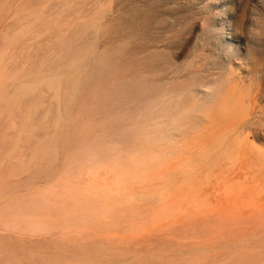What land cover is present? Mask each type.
Instances as JSON below:
<instances>
[{"label":"rangeland","instance_id":"rangeland-1","mask_svg":"<svg viewBox=\"0 0 264 264\" xmlns=\"http://www.w3.org/2000/svg\"><path fill=\"white\" fill-rule=\"evenodd\" d=\"M98 1L0 0V264H264V128L236 127L264 124V0H127L113 15ZM131 7L152 16L150 40L139 19L111 44L125 46L128 70L79 84L80 62L104 60L110 25L124 28ZM164 55L179 75L201 56L232 91L196 129L148 146L127 106L116 116L104 98Z\"/></svg>","mask_w":264,"mask_h":264},{"label":"bare ground","instance_id":"bare-ground-1","mask_svg":"<svg viewBox=\"0 0 264 264\" xmlns=\"http://www.w3.org/2000/svg\"><path fill=\"white\" fill-rule=\"evenodd\" d=\"M126 1L127 0H110V2H109L110 4H108V6L110 5V8L112 10L110 9V11L107 12V13H111V11H112V15L115 14V13L116 14L119 13L121 10L124 9V5L127 4V3L125 4ZM95 2H96V0H95ZM156 3H158V2H156ZM97 4H99V3H96L95 4L96 8L98 7ZM135 4H137V3H135ZM176 4H178V3L176 2ZM99 5L101 6V2H100ZM165 6H166V4H165ZM147 7H149V6H147ZM186 7H187V5H186ZM186 7H184V8H186ZM128 8L130 9V7H128ZM172 8H174V5L172 6ZM224 8H222V9L224 10ZM173 10H175V9H173ZM98 11L99 10L97 9L96 12H98ZM100 12H101V10H100ZM121 12H124V11H121ZM152 12H154V11H152ZM124 13H126V12H124ZM129 13H130V15L128 14L129 15V20L127 21V19L125 18L126 22L125 23H122L123 26H125L124 28H122V27L121 28H118V26H119L118 24H117V26H114L113 25L114 27H112V25L109 24L110 22L113 23V21H114V23H115V21H116V23L121 22V17L118 20H117L118 17L116 18V20H115V17H112V19L107 18V19H109V23H107V22L106 23L109 24L111 26V28H112L111 29L109 27V29H111V30H110V32L108 31L109 32L108 34L110 35V40H109L110 41V45L109 46H112V45H114L115 42H117V45L119 47V45L120 46H121V44L123 45V42L125 40H127V42H128V39L130 38V36L133 35L134 26H136V23L139 21V19H141V21H143V24H142L143 26H142V29H141V33L139 32L141 35H139V34H136V35L137 36L139 35L140 36V39H142L141 37H143V39H145L144 40L145 42L150 40L148 38V30H149L148 29V25H149V23L152 20V16L150 15V13L149 14L146 13V14H143L142 15L141 12L138 11L135 7H133L129 11ZM106 14H104V16H106ZM120 14H119V16H120ZM95 15H96V13H95ZM97 16H98L99 20H103V18H105V17H103L101 15H97ZM115 16H117V15H115ZM124 16H125V14L123 15V17ZM96 19H94V20L96 21ZM104 23H103V25H104ZM106 23H105V25H107ZM116 23H115V25H116ZM95 24H93L92 26H94ZM98 24L102 25L101 22L98 23ZM98 24H97V26H98ZM120 26H121V24H120ZM100 28H102V27H100ZM241 29H243V28H241ZM136 32H137V30H136ZM242 32H243V30H242ZM240 33H241V31H240ZM249 36L250 35H248L247 37H249ZM131 39L132 38H130V40ZM118 41L121 44L120 43L118 44ZM161 41H163V40H161ZM150 42L152 43L153 41H150ZM140 44H142V43H140ZM156 44H157V42L155 43V45ZM109 46H108V48H110ZM135 47H137V46H135ZM152 47H154V45ZM113 49L114 48L112 46L111 51H109L107 53V55L104 56L105 57L104 60L103 59L101 60L100 58L99 59L96 58L95 59L96 60V63L93 64V66L91 67V69L88 67V65H89L88 62H89L90 59L89 60L87 59L84 62H80L79 75L81 76V78L79 80V84L82 85V82H85V81L86 82H89V81L95 82L96 81V83H97V82H99V80H100V78L102 76H105L107 74H108V77L111 78V76L112 77L115 76L118 68L123 69L125 72H126V70H128L129 66L132 63V60L130 59L128 53L125 51V46H122L119 49L116 47L115 49H118V50H115V49L113 50ZM202 49H204V48H202ZM145 50H146V48H145ZM150 50L152 51V49H150ZM157 50H159V49H157ZM158 52H154L155 53L154 54V57H157V59L163 56V55L158 54ZM202 53H203V51H202ZM198 54L196 53V55H198ZM90 55L92 56L91 51H90ZM200 55H202V54H200ZM94 57H95V55H94ZM200 57L201 56H199V58ZM205 57H206V55H205ZM146 58H148V57H146ZM199 58H196L195 60H197ZM195 60H194V62H192L190 60L192 62L191 68L186 69L187 67L186 68L184 66H183L184 68L181 67L182 69L186 70V73L185 74L183 73V75L176 74V73H178V71L180 69L179 68L177 69L176 66L174 65V63H172L170 61V56L168 57V55H164V57L162 58V60L156 61L157 63H155V62L152 63L153 65H148V64H145V63H142V65H141V63H139V66H140V76L138 77V79H136V80H122V81H116V79H115L114 80L115 82H113L112 86L110 87L111 89L108 91L106 97L104 98V101L105 102H110L111 103V106H115L114 108H112L113 114L115 113V115H116V110H117L116 109V104H119L121 107L122 106H124V107L127 106V112L128 111H130V112L126 113V111L125 112L121 111V113H123V115H124V113H125V115L128 114L127 122H129V123L131 121L135 122V121H138L139 120L140 124L138 123V125H140V126L138 127L137 130L140 133V135L142 136V138L145 139L144 140L145 142L144 141L143 142L144 143H147L148 146H150V143L149 142H151V141H155V142H158V143H163V142L167 141L169 143L174 138V136H173V135H175V134H173L174 132L180 133L182 135L184 132H187V131L189 132V130L191 131V130L196 129L197 125H200V121H199V119L197 117V113H205V114L206 113H209L211 110H213L214 107H216L217 105H219L223 101V98H224V96L227 95V93H229V92L232 91L231 90V91L228 92V90H229V82L228 81H225V78H227L228 73H227V76L224 75V76H226L225 78H223V76L221 77L222 74H226L225 73L226 71L224 72V71L221 70L220 72L222 74L219 72L221 74V75H219L220 77H217V78L215 77V79H214V76H215V74L218 73V71L215 74L213 73L214 75L208 74L210 72L207 73L206 70H204L205 72L203 71L204 64H202L200 60H198V61H195ZM203 60H204V58H203ZM142 61L145 62L144 59H142ZM191 62H189L188 64H190ZM188 64H187V66H188ZM84 66H85V69H84ZM86 67L88 68V70L86 69ZM188 67H190V66H188ZM207 69H208V66H207ZM182 71L183 70H181V72ZM173 74L177 75V77L175 75H173ZM171 75H173L175 78H172ZM79 84H78V86H79ZM196 88H201V89L208 90L210 93L207 92L208 94L204 95V97L202 99H201V97H199V95L196 98V96H195L196 93H194V89H196ZM79 89L80 88H78V90ZM233 89H235V88H233ZM246 89H247V87H246ZM73 90H74V86H73ZM243 91L244 90H242V92ZM246 92H248V91H246ZM76 93H77V91H76ZM204 93H206V92H203V94ZM259 95H261V88H260V85L259 84H256L255 89L253 90V94L250 97L251 99L249 98L250 99L249 102L252 105H254L257 102V100H258L257 98H258ZM230 97H232V95ZM198 98H200V99H198ZM228 100H230V98ZM240 102H242V101H240ZM200 103H201V106L202 107L199 109L198 106L200 105ZM130 105H133V106L135 105V111L136 112L133 110L132 107L129 108ZM222 105L223 104H221L220 106L222 107ZM121 109L123 110V108H121ZM216 109L217 108H215V110ZM133 111H134V113H133ZM222 115H224V114L222 113ZM262 123H261V121H258V122H254L253 121L251 123L250 122H247V123H243L242 122V123L236 124L237 126L236 125L235 126L237 127V129H240V130H242V129L245 130L246 128H251L252 127V129L256 131L258 129L260 130V128H264V124H262ZM131 128H134V127L132 126ZM230 128H233V127H230ZM131 130H134V129H131ZM225 131L227 133V130H225ZM152 132H154V135H152ZM132 134H133V132L131 134H128V135H132ZM180 134H178V135H180ZM141 140H143V139H141ZM144 145L145 144H143V146L142 145L139 146L138 150H136V151H138V153H136L137 156H142L143 157L144 154L145 155H148V153L150 152V150H149V152L147 151L148 153L146 151L144 153V150L143 149L147 146V145L146 146H144ZM156 145H157V143H156ZM112 148H113V150L115 149L114 147H112ZM145 149H147V148H145ZM152 149H154V148L152 147ZM156 149H154L153 151H155ZM159 150L162 151V149H160V148H159ZM164 150L165 149H163V152H164ZM111 151H112V149H111ZM153 151H151V152H153ZM133 152H134V150H133ZM135 155H133V156H135ZM158 155L161 156V154H158ZM137 156H135V157H137ZM149 157H151V156H149ZM130 159L131 158H129L128 161L131 162V163H133V164H135V162L139 161V160L134 161L135 158L134 159H131V160ZM142 164H144V163H142ZM142 164L139 163L138 165H142ZM138 165L135 164L134 166H138ZM42 198L40 200H42ZM32 201H33V199H32ZM21 202H22V199H21ZM28 202H30V201H28ZM42 202L44 203L45 201L42 200ZM47 202L48 201H46V205H48ZM22 204L23 203H21V205ZM44 206H45V204H44ZM44 206L43 205L42 206L40 205L39 207H44ZM15 207H12V208L13 209L15 208V209H18L19 210L20 209L19 207H21V206H19V207L15 206ZM23 209H21V210L24 211ZM36 209H37V207H36ZM21 210L19 211L20 213H21ZM34 210L32 211V214H30V215H32V216L35 215V214H33ZM40 210L39 211L37 210V212L35 210V213L39 214L38 212H43V210L42 211H40ZM60 211H61V209H60ZM19 212L17 211V214L16 215H19L20 214ZM19 216H21V214ZM19 216H17L16 218H19L20 219L21 217H19ZM14 218H13V221L14 220L17 221V219L16 218L14 219ZM20 220H22V219H20ZM20 220H18V221H20ZM25 220H27V219H25ZM25 220H24V222H25ZM33 221H35V219H33ZM36 221L34 223H37V225H38V219H36ZM13 225H14V228H18V226H20V225H18L17 227H15L16 225L15 224H13ZM30 225H27V226H30ZM37 225H33V226L36 227ZM45 225H46V223H45ZM45 225L43 223V226H45ZM40 228H41V226H40ZM7 229H8V226H7Z\"/></svg>","mask_w":264,"mask_h":264}]
</instances>
